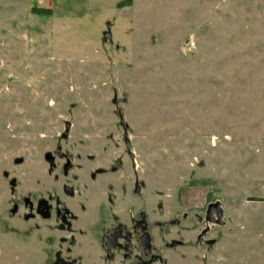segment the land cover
Here are the masks:
<instances>
[{
  "label": "rangeland",
  "instance_id": "rangeland-1",
  "mask_svg": "<svg viewBox=\"0 0 264 264\" xmlns=\"http://www.w3.org/2000/svg\"><path fill=\"white\" fill-rule=\"evenodd\" d=\"M135 185L169 263L264 264V0H0V264H110Z\"/></svg>",
  "mask_w": 264,
  "mask_h": 264
},
{
  "label": "flooded vegetation",
  "instance_id": "flooded-vegetation-1",
  "mask_svg": "<svg viewBox=\"0 0 264 264\" xmlns=\"http://www.w3.org/2000/svg\"><path fill=\"white\" fill-rule=\"evenodd\" d=\"M53 165L54 163L51 166ZM63 173H67L66 165L63 167ZM62 190L66 195L73 196L74 191L67 186L64 185ZM139 193V185H135L133 191L135 200L125 202L121 206L122 209L117 219L113 220L106 228L107 232L102 240L106 255L111 254L110 264H112L113 260L120 264H157L163 257L166 258L165 264H171L168 261V255L164 254L162 257L164 249H160L155 244L156 237L160 235V232L155 233V212L146 210L142 200L136 197ZM55 205L51 206L47 202L40 201L37 203L35 210L44 219H49L54 215L59 225L61 224L66 227L68 225V228H70L72 222L70 209L66 205L62 207V202H58ZM78 207H80V204ZM103 209L109 212L110 216L111 207L108 202L103 205ZM208 211L211 213L210 218L208 217ZM216 213L217 208L215 205L209 204L203 214L204 220L211 223L217 221L214 218ZM204 235L203 233L196 235L195 241L197 242L198 249L207 253L206 248L210 245V242L204 239ZM202 245L204 248H202ZM116 249H119V251L117 252ZM114 253H118V259L116 260L114 258L117 255H113ZM201 256L205 258L203 253ZM57 263L73 264L71 261L67 262L62 259H57Z\"/></svg>",
  "mask_w": 264,
  "mask_h": 264
},
{
  "label": "water",
  "instance_id": "water-1",
  "mask_svg": "<svg viewBox=\"0 0 264 264\" xmlns=\"http://www.w3.org/2000/svg\"><path fill=\"white\" fill-rule=\"evenodd\" d=\"M68 129H69V123L66 122V123H65V131H68ZM45 159L49 162L50 165L53 164V159H52V157H51V155H50L49 153H47V154L45 155ZM15 161H16L17 163H19L21 160H20V159H17V160H15ZM210 216H211V213H210V211H208V217L210 218Z\"/></svg>",
  "mask_w": 264,
  "mask_h": 264
},
{
  "label": "trees",
  "instance_id": "trees-1",
  "mask_svg": "<svg viewBox=\"0 0 264 264\" xmlns=\"http://www.w3.org/2000/svg\"><path fill=\"white\" fill-rule=\"evenodd\" d=\"M35 10L41 13H48L50 11L49 9H35Z\"/></svg>",
  "mask_w": 264,
  "mask_h": 264
}]
</instances>
